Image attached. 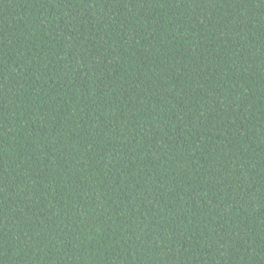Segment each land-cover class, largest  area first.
Here are the masks:
<instances>
[{"label":"trees","instance_id":"1","mask_svg":"<svg viewBox=\"0 0 264 264\" xmlns=\"http://www.w3.org/2000/svg\"><path fill=\"white\" fill-rule=\"evenodd\" d=\"M0 264H264V0H0Z\"/></svg>","mask_w":264,"mask_h":264}]
</instances>
